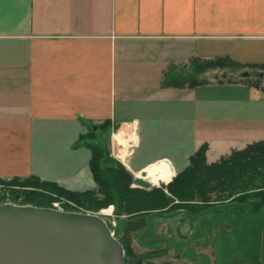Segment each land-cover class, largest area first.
Returning <instances> with one entry per match:
<instances>
[{
	"label": "crops",
	"instance_id": "crops-1",
	"mask_svg": "<svg viewBox=\"0 0 264 264\" xmlns=\"http://www.w3.org/2000/svg\"><path fill=\"white\" fill-rule=\"evenodd\" d=\"M224 56L264 64V0H0V178L96 189L73 145L106 120L111 153L151 185L203 144L213 163L264 142V80L167 79Z\"/></svg>",
	"mask_w": 264,
	"mask_h": 264
},
{
	"label": "trees",
	"instance_id": "trees-1",
	"mask_svg": "<svg viewBox=\"0 0 264 264\" xmlns=\"http://www.w3.org/2000/svg\"><path fill=\"white\" fill-rule=\"evenodd\" d=\"M215 69H229L241 73L252 71L248 77L240 75L239 79L259 88L264 79L256 75L259 72L264 73V64H243L229 56L193 57L180 73L173 72V67H170L167 79L195 86L208 82L198 78L199 75ZM226 77L224 75L218 78V81L232 80ZM110 132L111 123L106 120L97 124L96 129L91 126L73 145H85L91 150L90 169L96 189L72 191L56 182L41 180L34 175L25 178L14 177L9 181L0 178V182L23 188L25 204L50 207L51 194L55 193L96 211L113 204L118 217L122 214L138 217L148 212L152 216H159L179 209L196 214L202 210L212 211L229 206L247 207L255 213L264 209L263 141L233 150L213 163L207 162V144H203L189 157L188 166L171 181L147 190L132 187L133 174L111 156Z\"/></svg>",
	"mask_w": 264,
	"mask_h": 264
},
{
	"label": "rangeland",
	"instance_id": "rangeland-1",
	"mask_svg": "<svg viewBox=\"0 0 264 264\" xmlns=\"http://www.w3.org/2000/svg\"><path fill=\"white\" fill-rule=\"evenodd\" d=\"M247 72L252 74V71ZM240 74L241 72L229 69L225 71L215 69L199 75L198 78L208 80L216 77L218 79L226 75V78L235 79L239 78ZM103 136L105 137L106 133ZM111 156L120 161L112 153ZM213 158L214 155H209L206 159L209 161ZM162 184L167 183L151 185L145 180L135 181L134 179L132 187L149 190ZM22 190L23 188L18 185L0 182V202L27 205ZM51 197V204L59 201L65 210L91 213L98 211L80 206L55 193L51 194ZM148 213L138 217L133 214L116 216L118 226L115 228V236L120 241L126 239L134 254L164 246L160 244V241L152 246H146L140 240L141 233L150 227L151 214ZM152 223L154 225L152 237L155 235L168 237L172 250L163 258L148 260L150 262L158 264H264V209L255 213L247 207L229 206L207 211L193 218L183 213L167 218L155 215ZM170 227H172L171 230Z\"/></svg>",
	"mask_w": 264,
	"mask_h": 264
},
{
	"label": "water",
	"instance_id": "water-1",
	"mask_svg": "<svg viewBox=\"0 0 264 264\" xmlns=\"http://www.w3.org/2000/svg\"><path fill=\"white\" fill-rule=\"evenodd\" d=\"M240 75L248 77L250 73L244 71ZM256 75L264 78L263 72ZM152 218L151 215V229ZM124 251L123 243L97 214L0 203V264H130L166 254L168 248L161 254L146 253L129 262L124 260Z\"/></svg>",
	"mask_w": 264,
	"mask_h": 264
},
{
	"label": "flooded vegetation",
	"instance_id": "flooded-vegetation-1",
	"mask_svg": "<svg viewBox=\"0 0 264 264\" xmlns=\"http://www.w3.org/2000/svg\"><path fill=\"white\" fill-rule=\"evenodd\" d=\"M207 211H208V209L207 210H202V211H200V212H198L196 214H192V213H189L185 209H179L177 211L171 212L169 214H164V215H168V217H171L172 215H175V214H178V213H183L187 217L193 218V217H195L197 215H200V214H202L204 212H207ZM163 218H167V217H163ZM171 229H172V227H170V230ZM155 231H156V227H155ZM153 232H154V227H153V229H151V226L149 227L148 230L143 231L141 233V239H140L141 242H143V244L146 245V246H152V244H154V243H149V242L153 241L154 239L155 240L158 239L157 242L160 241V244L164 245V246L163 247H159V248H154V249H148V250L142 251L139 254H134L133 250L130 248L129 242L126 239H123L121 242L123 243V245L125 247V251H124V260H125V262H129V261L133 260L136 256H139V255H142V254H146V253L155 254V255L156 254H161L168 248V251H167L166 254L150 256L149 258L145 257L143 259H138L135 262L130 263V264H158V263L150 262L148 260H151V259H154V258H163V257H165L167 254H169L171 252L172 248H171L170 239L168 237H165L164 235H162V236L155 235V237H152V233ZM160 238H165V239H167V241L165 239H160Z\"/></svg>",
	"mask_w": 264,
	"mask_h": 264
},
{
	"label": "built area",
	"instance_id": "built-area-1",
	"mask_svg": "<svg viewBox=\"0 0 264 264\" xmlns=\"http://www.w3.org/2000/svg\"><path fill=\"white\" fill-rule=\"evenodd\" d=\"M0 203H5V202H0ZM51 208H55V209H59V210H65L64 208H62L61 204L59 201H54L52 202ZM80 212V211H78ZM91 213V212H88ZM94 214H97L99 216H101L102 218H104V220L108 223L112 234L115 235V228L117 226V219H116V214H115V210H114V205L111 204L105 208L100 209L97 212H94Z\"/></svg>",
	"mask_w": 264,
	"mask_h": 264
},
{
	"label": "bare ground",
	"instance_id": "bare-ground-1",
	"mask_svg": "<svg viewBox=\"0 0 264 264\" xmlns=\"http://www.w3.org/2000/svg\"><path fill=\"white\" fill-rule=\"evenodd\" d=\"M148 176H150L151 180L155 184H158L160 180L166 182V181H169L171 178V170L166 164L157 165V166L151 167L148 170Z\"/></svg>",
	"mask_w": 264,
	"mask_h": 264
}]
</instances>
